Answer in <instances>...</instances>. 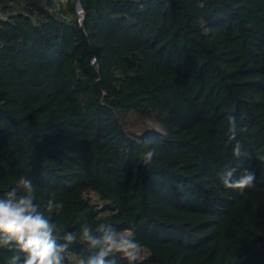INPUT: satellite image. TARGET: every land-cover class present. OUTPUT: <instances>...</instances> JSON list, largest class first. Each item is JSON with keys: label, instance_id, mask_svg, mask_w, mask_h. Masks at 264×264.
Segmentation results:
<instances>
[{"label": "trees", "instance_id": "obj_1", "mask_svg": "<svg viewBox=\"0 0 264 264\" xmlns=\"http://www.w3.org/2000/svg\"><path fill=\"white\" fill-rule=\"evenodd\" d=\"M237 164L252 187L222 183ZM22 175L63 202L60 237L110 223L134 264H264V0H0V194Z\"/></svg>", "mask_w": 264, "mask_h": 264}, {"label": "clouds", "instance_id": "obj_2", "mask_svg": "<svg viewBox=\"0 0 264 264\" xmlns=\"http://www.w3.org/2000/svg\"><path fill=\"white\" fill-rule=\"evenodd\" d=\"M228 120L232 140H236L238 132L247 131L238 128L235 116ZM241 149L242 145L236 141L234 156L244 155ZM154 155L155 150L149 149L141 153V160L150 164ZM239 167V164L226 166L221 175L225 187L242 190L253 186L255 172L244 169L237 176ZM36 200L33 180L23 175L14 187L0 194V249L16 253L9 264H18L21 256L22 264H66L70 249L78 242L85 244L91 252L87 257H81L79 264H117V255L128 264H134L143 251V245L132 231H117L110 223H100L93 228L85 222L76 231L64 232L60 237L57 235L60 229L49 214L54 210L58 214L64 207L63 202L54 203V195L43 206Z\"/></svg>", "mask_w": 264, "mask_h": 264}, {"label": "built area", "instance_id": "obj_3", "mask_svg": "<svg viewBox=\"0 0 264 264\" xmlns=\"http://www.w3.org/2000/svg\"><path fill=\"white\" fill-rule=\"evenodd\" d=\"M60 1L63 2L64 0H60ZM76 12H77V14L79 16V22H80V20L83 17V11H82V9H81L79 4H77V6H76ZM92 64H94V60H92Z\"/></svg>", "mask_w": 264, "mask_h": 264}, {"label": "water", "instance_id": "obj_4", "mask_svg": "<svg viewBox=\"0 0 264 264\" xmlns=\"http://www.w3.org/2000/svg\"><path fill=\"white\" fill-rule=\"evenodd\" d=\"M96 88L99 89V82L97 81L95 84Z\"/></svg>", "mask_w": 264, "mask_h": 264}]
</instances>
